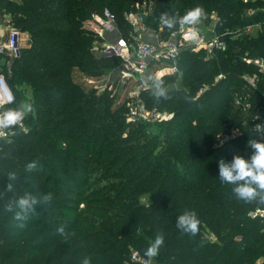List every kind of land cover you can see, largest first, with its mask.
Returning <instances> with one entry per match:
<instances>
[{"label":"trees","instance_id":"1","mask_svg":"<svg viewBox=\"0 0 264 264\" xmlns=\"http://www.w3.org/2000/svg\"><path fill=\"white\" fill-rule=\"evenodd\" d=\"M145 2L151 7L145 5L144 22L150 29L160 23L162 39L177 26H164L162 13L182 17L199 5L205 16L196 27L211 26L225 42L205 60L204 51L181 50L176 71L183 80L163 95L156 83L137 82L148 109L168 110L183 99L172 118L158 124L125 122L130 101L119 95L125 84L114 94L115 82L100 92L78 82L79 76L110 77L119 63L99 56L98 38L85 23L107 10L129 41L123 17ZM253 7L237 0L0 1L11 27L29 37L1 74L11 90L20 83L29 89L25 99L34 104L25 131L8 130L0 139V264H82L85 257L90 264H130L129 252L145 257L157 234L164 236L157 264H264V216L256 214L264 213V203L238 199L234 186L218 177L219 160L251 155L252 126L264 121V77L244 62L264 58V27L241 33L261 17L247 14ZM225 30L241 38L229 41ZM243 73L260 75L256 89L240 79ZM18 95L7 108L20 103ZM31 161L38 166L28 172ZM12 172L17 179L7 192ZM25 192L38 198L51 192L54 199L16 221L5 206ZM185 210L200 220L195 236L176 227ZM60 226L66 235L57 232Z\"/></svg>","mask_w":264,"mask_h":264},{"label":"built area","instance_id":"2","mask_svg":"<svg viewBox=\"0 0 264 264\" xmlns=\"http://www.w3.org/2000/svg\"><path fill=\"white\" fill-rule=\"evenodd\" d=\"M241 4L254 6L247 9V14L251 15L256 12L259 17L264 14V0H237ZM124 20L130 28L129 41L123 38H118L113 43L103 42L95 49L99 56L106 58H117L120 60V80L125 82L129 80L140 81V76L147 68L150 62H168L175 63L177 55L181 50L196 51H223L225 49V42L219 36H214L210 40H205L199 30H212L205 27L198 29V34L195 40L191 36V27L187 25L177 24L176 29L168 33L165 39L161 38V24L158 23L154 29H150L144 22L145 18L138 16L137 13H127L124 15ZM259 26L264 27V16L260 17ZM96 27L94 28L95 36L101 37L103 32H115L116 26L113 18L107 10H103L102 17L96 18ZM19 31L12 29L7 37V40L0 44V55H8L12 58H17L19 55ZM153 39L154 43H148L143 39ZM256 67L257 72L264 74V63L258 59L252 62ZM172 70V69H171ZM174 70V68H173ZM250 87H255L254 78L243 77ZM140 86L136 89L127 92V99L130 103L127 104L125 112V122H141L146 124L163 123L170 120V115L158 113L154 109H148L139 98ZM203 91L199 90L198 93ZM264 98V93H263ZM13 96L9 90L3 76L0 74V110L12 104ZM239 104L238 100L234 102ZM253 130V127H252ZM9 135L0 137L5 139ZM259 216H264L262 212H256ZM132 261L140 264H154L148 260H139L137 253L131 254Z\"/></svg>","mask_w":264,"mask_h":264},{"label":"clouds","instance_id":"3","mask_svg":"<svg viewBox=\"0 0 264 264\" xmlns=\"http://www.w3.org/2000/svg\"><path fill=\"white\" fill-rule=\"evenodd\" d=\"M205 16L202 6L197 5L189 9L182 17H169L167 13H162L161 22L164 26L171 29L177 24L190 26L192 39L195 40L198 34L197 25L200 24ZM157 87L162 83V79L156 78ZM160 94L163 95L161 89ZM34 112V104L30 101H21L16 107L0 110V137L6 136L8 130L19 129L24 132V120ZM255 133L254 139L248 141V147L251 149V155L248 157L235 154L232 160L225 161L221 159L219 164V179L233 185V193L244 202L259 201L264 203V121L256 123L253 126ZM37 161H31L26 165V171L32 172L37 168ZM16 173L8 174V183L6 191L12 192L13 182L16 181ZM54 196L51 192L42 194L39 198L31 193L25 192L6 204V211L14 213L13 219L16 221H25L33 213L38 205H48L52 202ZM200 220L194 210H185L176 220V227L183 232L195 236L199 231ZM23 226V225H21ZM60 235H66L64 226L57 229ZM164 244L163 234H157L154 241L149 243L145 251L148 258L155 257L161 246ZM82 264H90V258H83Z\"/></svg>","mask_w":264,"mask_h":264},{"label":"rangeland","instance_id":"4","mask_svg":"<svg viewBox=\"0 0 264 264\" xmlns=\"http://www.w3.org/2000/svg\"><path fill=\"white\" fill-rule=\"evenodd\" d=\"M145 3H142L140 5V7L137 9V12H136L138 14V16H141L142 18H143V16H144V18L146 17V14L145 13L149 10V8H147L148 6L146 7L145 5L148 4L151 7L150 3H146V4ZM208 21H209V23H211V24L214 25V23L216 21L215 14L211 13L209 15V17H208ZM92 23H95V20L94 19H93V22H88V23L86 22L85 23V26H86V29L85 30H88V32H91L90 31L91 30L90 28L92 26H94ZM208 27L211 28V26H208ZM259 28H261V27H259ZM255 29H256L255 27L254 28L251 27L250 30H249V32L251 31L252 33H255V31H256ZM233 32H234L233 30H225L224 32H222V34H224L225 37L229 38V41L239 40L241 37L239 38L238 35H236L235 33H234L235 35H233ZM239 36H241V35H239ZM20 39H21V42H20L21 48L20 49H23L26 46L25 45V37H24V35L21 34L20 35ZM212 56H213V54H212ZM261 59L264 60V58H262V57H261ZM255 60H257V58L250 59V58H245L244 57L245 64H247L246 62H253ZM262 62L264 63V61H262ZM120 64L121 63L119 62L118 64H115V65H113V67H111V70L112 71L110 72V79H108L107 75L104 78H88V77H84V76H79L78 82L81 83V84H85L84 87H83V89L84 90H87V91L88 90H91V88H95V89L98 88L99 87L98 84H101L102 80H104V79L106 80L105 82H108V81L111 82V83L112 82H115V84H114L115 87L113 88L112 93L116 94V92L117 93L120 92L118 90V87H120V83H118V80H117V76L118 75L117 74H113L112 72H113V69L114 70L115 69L117 70V68L120 66ZM173 66H175V68L177 67L176 66V62L175 63L154 62L153 64H150L149 67L146 68L147 71L143 74V76L142 75L140 76V81L129 80V81H127L125 83L123 91L119 93L120 97H123V96H126L127 97V94H126L127 92L136 89L137 86H140L139 84H137V82H140L141 83L142 81H148L149 83H152V84L156 83L157 84V82H156V78L157 77H159V78L162 79V83L159 84V88H161V89H167L168 86L177 87L178 84L183 80L181 73L179 74L177 72L174 75V77H171V78L164 77V76H167L168 75L166 73V72H169L168 70L173 69L172 68ZM166 69H168V70H166ZM171 75H173V74H171ZM165 78H167V79H165ZM218 78H220V77H218ZM257 78L259 79L260 77H257ZM216 79H217V77H215L214 80H216ZM121 85H123V84H121ZM14 89H15V91L11 90V88L9 87V90L13 94V97H15V95H18L19 94L20 96L19 95L18 96H19V98H21V101L26 100L25 97H26V94L28 92L25 91V87H24V85H22V83H20L18 85H14ZM182 100L183 99H176L175 101H173V103H169V105L167 107L168 110L167 109H165V110H156V109H154V110H156L158 113H161V114H164V115H170L171 118H172V116H173V113H172L173 109L177 106L176 104H178V102H182ZM197 108H198V106L196 107L195 110H197ZM155 124H158V123H155ZM230 133L231 134H236L237 133V129L231 130ZM147 197H148V195L145 194V195H143L141 197L140 200L142 202H144ZM133 252L134 253H137L136 251H133V250L129 252V255L127 257L128 263H130V264H140L139 262L132 261L131 254ZM137 255H138L139 260H148V261L153 262L154 264H157L155 262L154 258H148L146 256L145 257H142L138 253H137Z\"/></svg>","mask_w":264,"mask_h":264},{"label":"crops","instance_id":"5","mask_svg":"<svg viewBox=\"0 0 264 264\" xmlns=\"http://www.w3.org/2000/svg\"><path fill=\"white\" fill-rule=\"evenodd\" d=\"M1 1V0H0ZM5 1H8V2H11V3H16L18 0H5ZM255 12H253L252 14H254ZM254 16H255V14H254ZM264 16V14L261 16V18ZM257 17V16H256ZM96 18H98V17H92V21H88V22H93V19L96 21ZM259 18V17H258ZM260 20L261 19H257V21L256 22H254L253 24H251V25H247V26H245L244 28H243V30L241 31V33H243V34H253L251 31L249 32V30H250V28L251 27H255L256 29L255 30H258L259 29V27H261V26H259L258 25V23L260 22ZM87 22V23H88ZM94 26H92L90 29V31L94 34V28L96 27V23H92ZM208 29H210V27H208V26H206ZM12 29H14L13 27H11V25L9 24V16L7 15V14H5L4 12H3V10L2 9H0V44H2V43H4L6 40H7V37H8V34H9V32L12 30ZM252 30V29H251ZM19 31V30H18ZM199 32L203 35V38L205 39V40H210V39H212L214 36H216L217 35V33L216 32H214V30H199ZM24 35V37H25V47L24 48H27L28 46H29V37H28V35H27V33H21V32H19V35ZM118 38H122L121 36H120V34H119V32H118V30H116L115 32H111V33H108V32H103L102 33V35H101V37H98V44H97V47H99V45L101 44V43H103V42H106V43H113V42H115ZM143 40H145L146 42H148V43H154L155 42V40H153V39H151V38H149V39H143ZM20 42H21V39L19 38V48H21V46H20ZM94 45V44H93ZM92 51H94V47H93V49H92ZM213 52L214 51H210V52H204V60L206 59V58H211V56H212V54H213ZM13 59L14 58H12V57H10V56H8V55H5V54H3V55H0V74L3 72V70H6L7 69V71L9 70V68H10V66H11V63H12V61H13ZM260 60H262V61H264L263 59H261V58H259ZM258 60V59H257ZM119 62H120V60H119ZM121 63V62H120ZM150 63H154V62H150ZM149 63V64H150ZM247 64H249V65H252V66H254L253 64H252V62H246ZM148 64V65H149ZM121 65V64H120ZM148 67V66H147ZM255 67V66H254ZM172 68H174V70L172 69V70H168V69H166V70H168L169 72H166L168 75H171V74H176V68H175V66H173ZM256 68V67H255ZM257 70V69H256ZM113 74H117L118 76H117V80H118V83H120V87H122V85L121 84H125L127 81H125V82H123V81H121L120 80V66L117 68V71H114L113 72ZM260 74V73H259ZM258 73L256 74V73H249V74H247V73H243L242 75H241V80L244 82V83H246L247 85H248V83H247V81H245L244 79H243V77H247V78H254V80H255V87H253V89H256L257 88V86H258V84L260 83V78L258 79L257 77H260V75H259ZM2 75V74H1ZM6 75H9V74H7L6 73ZM263 77H264V74H261ZM3 76V75H2ZM257 76V77H256ZM218 77H220V76H217V79L216 80H214V81H217L219 78ZM4 78V77H3ZM108 79H110V77L108 76ZM5 80V79H4ZM106 80L104 79V80H102V82H101V84H98L99 85V87L98 88H96V92H100L101 90H102V88H103V86L104 85H107V83L109 82H105ZM249 86V85H248ZM120 87H118V90L120 91ZM250 87V86H249ZM252 88V87H251ZM26 91L28 92L27 94H26V99H28L29 100V98H31V96H30V90L29 89H26ZM263 93H264V83H263ZM263 93H262V96H263Z\"/></svg>","mask_w":264,"mask_h":264}]
</instances>
